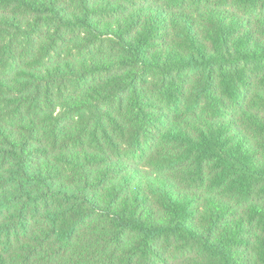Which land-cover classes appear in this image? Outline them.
<instances>
[{"label": "trees", "instance_id": "obj_1", "mask_svg": "<svg viewBox=\"0 0 264 264\" xmlns=\"http://www.w3.org/2000/svg\"><path fill=\"white\" fill-rule=\"evenodd\" d=\"M0 264H264V0H0Z\"/></svg>", "mask_w": 264, "mask_h": 264}]
</instances>
